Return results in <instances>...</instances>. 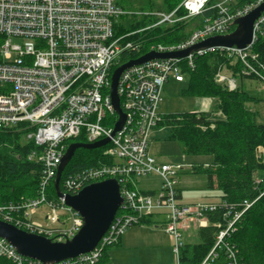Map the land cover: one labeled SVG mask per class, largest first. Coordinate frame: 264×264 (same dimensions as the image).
<instances>
[{"label":"built area","instance_id":"obj_1","mask_svg":"<svg viewBox=\"0 0 264 264\" xmlns=\"http://www.w3.org/2000/svg\"><path fill=\"white\" fill-rule=\"evenodd\" d=\"M263 3L264 0H255L238 6V0H184L173 12L148 14L146 17L155 21L152 26L118 35L117 26L126 12L117 6L116 0H0V131L24 132L25 140L34 141L38 147L28 160L42 166L37 197L0 203V221L53 242L72 240L81 231L84 220L66 205L64 198L50 200L48 189L56 180L69 147L67 141L84 137L87 144H93L109 138L104 155L114 158L115 163L87 168L67 177L64 194L79 193L93 183L113 178L120 185L123 204L95 251L57 264H99L103 251L118 244L129 228L156 216L165 218L164 230L173 240V264H182L184 231L191 225L207 227V214L217 204L181 205L178 184L184 166L159 162L151 154V135L163 121L160 106L164 88L170 81L185 83L187 69H195L197 57L219 51L232 62L231 69H220L218 83L237 90V78L228 77L223 71L227 68L234 74L232 69L241 65V79L257 80L264 89V60L255 51L264 38V13L255 21L253 41L245 49L209 48L186 58L156 59L127 69L118 85L126 122L114 136L119 116L112 104V75L123 54H146L143 50L147 46L128 38L146 30L174 27L183 20L178 13L181 8L186 19L198 21L188 40L177 45L153 44L149 52L175 53L215 36L230 35L236 30L238 19ZM211 11L212 15H205ZM13 38L20 39L22 44L13 45ZM151 175L161 179L160 188L154 192L139 190V179ZM251 206L246 203L244 211ZM43 207L50 210L46 220L54 229L33 222V215ZM243 213L236 214L219 234L215 249L234 231V224ZM228 248L231 264H239L234 247ZM215 249L202 264L213 262ZM0 257L14 264H43L21 256L2 238Z\"/></svg>","mask_w":264,"mask_h":264},{"label":"trees","instance_id":"obj_2","mask_svg":"<svg viewBox=\"0 0 264 264\" xmlns=\"http://www.w3.org/2000/svg\"><path fill=\"white\" fill-rule=\"evenodd\" d=\"M163 1L167 12L170 13L176 10L183 0ZM253 1L255 0H238V6H244ZM126 2L128 0H116L117 6L122 9ZM178 13L184 14L185 11L181 8ZM205 15H212V11ZM137 20L133 29H142L148 24L146 18ZM148 21L155 22L151 19ZM184 25H186L184 22H180L174 27H169L173 29L164 31V36L152 40V44L148 45L143 52L150 53L149 47L153 44L167 46L185 42L193 30L186 33ZM120 27L118 25L117 29ZM159 30H154L153 35ZM1 41L2 38H0ZM255 51L260 52L264 60V38L257 43ZM144 55L125 53L121 56L120 66ZM231 62V59L224 54L215 51L197 57L194 70L187 69L185 66L187 80L182 95L211 99L215 102L214 109L207 114L190 112L164 115L158 127V129L169 128V139L179 142L185 154L214 158V166L205 174L208 177V188L219 191L220 196H217L219 202L215 203L217 208L207 214L209 225L198 231L199 244L186 245L183 248L182 264H201L215 249L219 234L234 221L236 214L242 212H244L243 215L234 224V231L229 233L222 245L215 249L216 256L211 264H231L232 260L227 254L228 246L234 247L239 264H264V197H262L264 158L259 159L257 156L258 147L261 146L264 151V123H257V113L253 112L249 106L258 104L259 100L241 87L231 91L217 82L216 75L220 69L223 66L231 69ZM232 70L235 78L241 79L238 75L241 72V65H237ZM217 112L220 113L219 116ZM73 142L86 143L87 140L84 137H78L67 141L66 144L70 145ZM107 148L77 150L60 179L61 191L63 193L66 191L64 179L67 177L87 168L114 164V158L104 155ZM36 150L38 147L35 142L25 140L24 132L0 131V203H17L37 197L42 166L40 163L28 160V156ZM50 187L51 191L47 193L48 198L56 200L55 182ZM76 194L78 193L73 192L70 195ZM180 199L179 196V201ZM246 203L252 206L244 211ZM150 220L151 218L145 219L143 225H150ZM219 225L222 228L217 227ZM109 248L103 251L99 264L108 263ZM0 264L14 263L0 257Z\"/></svg>","mask_w":264,"mask_h":264},{"label":"rangeland","instance_id":"obj_3","mask_svg":"<svg viewBox=\"0 0 264 264\" xmlns=\"http://www.w3.org/2000/svg\"><path fill=\"white\" fill-rule=\"evenodd\" d=\"M220 1L222 0H216V2ZM123 10L126 12V15L119 24L121 27L117 31L118 35H123L138 30L133 29L136 26L138 21L137 19L146 18V22H148L146 27H148L154 24V22L148 21L150 20V18L148 19L146 17L148 14L151 15L154 13L160 14L161 12H167L163 0H128V2L124 3ZM180 15L183 17L182 22L186 24L184 25L185 32H191L195 28V25H197L198 21L191 23L189 19H186V13ZM165 28L166 27L160 28V30L157 33H154V35L152 32L158 29L146 30L136 37H131L127 40H136L143 45L148 46L152 44L151 42L155 38L157 39L164 36V31H170L173 29H170L169 27H167V29ZM12 43L13 45L22 44L20 39L16 38L12 39ZM223 73L226 76L228 75V77L232 76L235 78L234 74H230L227 68L223 71ZM236 80L242 90L259 100L258 104H251L249 106L253 112L257 113V123H264V89L262 85L257 82V80H242L240 78ZM185 88L186 83H176L175 81H170L165 86L163 102L160 106V113L163 116L172 114L178 115L190 112L199 114L210 113L209 111L213 107L212 100L184 96L182 95V91ZM216 114L218 116L220 115L219 112ZM169 138V128L157 129L151 135L152 142L150 151L159 162L184 166V169L180 174L178 185V189L182 194V198L180 199L181 205L193 206L198 204H207V202H219L218 197L220 196V193L217 190L208 188V177L207 174H205L214 166V158L212 156L205 157L187 155L185 154L184 149L179 142L172 141ZM257 156H259V159L264 158V152L261 146L257 149ZM160 186L161 179L156 175L139 179L137 182V188L141 191L158 189ZM50 191L51 187L48 189V192ZM49 214L50 210L47 207L40 208L38 212L33 215L32 220L36 224L54 229L55 226L46 220L47 215ZM198 231L199 228L197 226L194 227V225H191L187 231H184L183 239L187 246L199 244L200 236ZM149 238H151L153 241H157L161 246H156L155 248H142L140 245H138V242L142 244L146 242V240L148 241ZM170 246V239L164 230V225L159 229L149 225L133 226L129 228L128 231L122 236L120 244L109 248V261L107 264H173L174 252Z\"/></svg>","mask_w":264,"mask_h":264},{"label":"water","instance_id":"obj_4","mask_svg":"<svg viewBox=\"0 0 264 264\" xmlns=\"http://www.w3.org/2000/svg\"><path fill=\"white\" fill-rule=\"evenodd\" d=\"M262 13H264V3L246 17L238 19L236 21L237 28L230 35L215 36V38H209L191 48L175 53L150 52L137 60L119 66L112 75L111 83L112 104L115 109L114 111L119 116L113 136L121 131L126 122V115L120 104L118 85L121 75L127 69L156 59L186 58L191 53L209 48L236 47L245 49L253 41V26ZM109 143V138L93 144L73 142L67 148L58 168L55 180L57 197L64 198L66 205L79 213L84 220L81 231L72 240L64 243L53 242L48 237L27 233L3 221H0V238L10 243L21 256L33 259L34 261H40L43 264H57L95 251L123 204L120 185L117 180L112 178L103 182L93 183L85 187L78 194L70 195L64 194L61 191L60 179L62 178L64 170L74 158L77 150H98L107 146Z\"/></svg>","mask_w":264,"mask_h":264},{"label":"crops","instance_id":"obj_5","mask_svg":"<svg viewBox=\"0 0 264 264\" xmlns=\"http://www.w3.org/2000/svg\"><path fill=\"white\" fill-rule=\"evenodd\" d=\"M205 100H211V99H205ZM212 103H213V107H212V111L214 109V104L215 102L212 100ZM209 111V112H212V111ZM216 115V114H215ZM179 185V184H178ZM160 188V187H159ZM158 188V189H159ZM154 191H157V189H149L147 191H144V192H154ZM180 191V190H179ZM180 197L182 198V194H181V191H180ZM160 217V218H159ZM162 218V219H161ZM165 224V218L163 216H156V217H152L151 220H150V225L149 226H154V228L156 227L157 229H159L160 227H163V225ZM148 226V225H146ZM167 234V233H166ZM168 235V234H167ZM169 239H170V243H171V246L170 248L173 249V240L172 238L168 235ZM122 240V239H121ZM121 240H120V243H121ZM136 241V240H135ZM138 245H140V247L142 248H155L156 246L157 247H160L161 245H159V243L157 241H153L151 238H149V240L144 243H139L138 242ZM137 245V246H138Z\"/></svg>","mask_w":264,"mask_h":264}]
</instances>
